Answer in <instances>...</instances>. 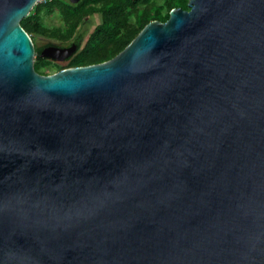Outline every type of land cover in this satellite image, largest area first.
<instances>
[{
  "label": "water",
  "instance_id": "1",
  "mask_svg": "<svg viewBox=\"0 0 264 264\" xmlns=\"http://www.w3.org/2000/svg\"><path fill=\"white\" fill-rule=\"evenodd\" d=\"M38 1L0 0V264H264V0H189L46 76Z\"/></svg>",
  "mask_w": 264,
  "mask_h": 264
},
{
  "label": "trees",
  "instance_id": "2",
  "mask_svg": "<svg viewBox=\"0 0 264 264\" xmlns=\"http://www.w3.org/2000/svg\"><path fill=\"white\" fill-rule=\"evenodd\" d=\"M189 0H45L37 3L21 27L31 37L35 48L34 69L40 75H51L67 68L84 67L106 62L119 54L150 22H166L175 8L189 10ZM57 14L59 26H49L45 19ZM99 16L100 22L86 36L83 24L87 18ZM54 40L43 46L35 45V38ZM76 46L75 52L63 62L41 58L49 46ZM47 67H52L45 71Z\"/></svg>",
  "mask_w": 264,
  "mask_h": 264
},
{
  "label": "rangeland",
  "instance_id": "3",
  "mask_svg": "<svg viewBox=\"0 0 264 264\" xmlns=\"http://www.w3.org/2000/svg\"><path fill=\"white\" fill-rule=\"evenodd\" d=\"M39 2H45V0H39ZM100 22V17L99 16H92L90 18H87L85 20V23L83 24V30L86 31V36L92 32L93 28L98 25ZM45 23L49 26H59L61 25V20L59 19V17L57 16L56 13H54V15L52 17H47L45 19ZM35 45L40 47V46H43L45 45L46 43H55L56 45H61L59 42H56L54 40H46L42 37H36L35 38ZM52 67H47L45 69V71H49Z\"/></svg>",
  "mask_w": 264,
  "mask_h": 264
},
{
  "label": "flooded vegetation",
  "instance_id": "4",
  "mask_svg": "<svg viewBox=\"0 0 264 264\" xmlns=\"http://www.w3.org/2000/svg\"><path fill=\"white\" fill-rule=\"evenodd\" d=\"M61 48H68V47H61ZM68 58H69V57H68ZM68 58H66V59H68ZM66 59H65V60H66ZM65 60H63V61H65ZM53 61H54V60H53ZM63 61H62V62H63ZM55 62H56V61H55Z\"/></svg>",
  "mask_w": 264,
  "mask_h": 264
}]
</instances>
